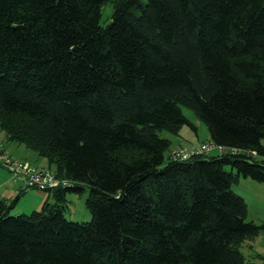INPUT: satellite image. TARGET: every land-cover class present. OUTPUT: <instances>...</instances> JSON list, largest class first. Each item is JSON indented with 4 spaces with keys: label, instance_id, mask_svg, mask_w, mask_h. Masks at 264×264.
Masks as SVG:
<instances>
[{
    "label": "trees",
    "instance_id": "16d2710c",
    "mask_svg": "<svg viewBox=\"0 0 264 264\" xmlns=\"http://www.w3.org/2000/svg\"><path fill=\"white\" fill-rule=\"evenodd\" d=\"M183 106L239 151L173 159ZM0 128L67 182L29 214L0 196V264H253L233 185L264 182V0H0Z\"/></svg>",
    "mask_w": 264,
    "mask_h": 264
},
{
    "label": "rangeland",
    "instance_id": "374dc122",
    "mask_svg": "<svg viewBox=\"0 0 264 264\" xmlns=\"http://www.w3.org/2000/svg\"><path fill=\"white\" fill-rule=\"evenodd\" d=\"M146 2L147 0H143ZM114 9V3L108 2L104 5L102 11L101 24L108 25V21L111 19V14ZM184 113L193 120L198 127L197 133L193 131L188 125H184L179 134L170 133L167 130L161 131V135L163 137H168L172 141V148L177 145L187 146V147H195L199 146L202 141L207 140L210 137L209 129L204 122H201L197 119L192 109H189L186 106H183ZM1 130V128H0ZM264 143V138H263ZM15 142V141H14ZM17 143V142H16ZM19 144V143H18ZM4 147V146H2ZM6 149V148H5ZM7 151V150H6ZM214 153V152H213ZM170 151H167V157L169 156ZM43 158V157H42ZM22 160V159H20ZM25 161V160H23ZM27 162V161H25ZM29 163V162H28ZM31 164V163H30ZM227 170L231 171V167L227 166ZM0 170H4L7 174H13L9 169L0 166ZM21 182V181H20ZM234 191L242 195L248 205V215L247 220L252 221L258 225L264 224V182L257 181L252 179L251 177L241 176L239 181L233 185ZM28 190L32 191H42L46 196L48 195V191L44 189H36V188H28ZM27 192L22 194V198L27 195ZM89 195L88 188L81 194L68 193V198L70 199L68 202V208L65 210V216L73 221L86 222L92 219V214L90 210L87 208L86 199ZM18 209H26V210H18L23 211L24 213H31L33 210L41 209L42 204L37 206H33V204H26L25 201H21L18 205ZM14 209L11 210V215H18L23 212H18ZM249 244V243H248ZM250 244L258 246L262 251H264V230L255 238L254 241H250ZM256 248L247 245L246 243L241 247L242 252L247 257V260L253 264H261L262 260L256 257ZM264 264V263H262Z\"/></svg>",
    "mask_w": 264,
    "mask_h": 264
},
{
    "label": "built area",
    "instance_id": "2783aa9c",
    "mask_svg": "<svg viewBox=\"0 0 264 264\" xmlns=\"http://www.w3.org/2000/svg\"><path fill=\"white\" fill-rule=\"evenodd\" d=\"M213 149H217L219 152H226L228 149L232 152L239 151L236 148L231 149L208 142L195 147L177 145L172 148L171 156L173 159L185 160L194 154L211 151ZM0 166L13 172L17 179L25 182L28 188H55L61 186V184L66 185L67 183L65 180H61L56 173L49 168H40L23 160L14 158L8 154L6 149L2 146H0Z\"/></svg>",
    "mask_w": 264,
    "mask_h": 264
},
{
    "label": "crops",
    "instance_id": "0c3cea01",
    "mask_svg": "<svg viewBox=\"0 0 264 264\" xmlns=\"http://www.w3.org/2000/svg\"><path fill=\"white\" fill-rule=\"evenodd\" d=\"M0 146H4L6 148L8 154L13 156L14 158L25 160L29 163H32L36 166H47V161L40 157L37 153L34 151L26 148L22 144H18L14 141H10L7 138V134L1 129L0 130ZM27 192L23 198L22 194ZM0 196L7 199L9 202L16 199L15 205L13 209L16 211L18 210H26V209H18V205L21 201H25L26 204H33L35 208L39 205H43L44 201L49 197V194L46 196L42 191H32L28 190L26 188L25 182H20L15 178L13 174H7L6 171L0 170ZM18 211V212H23ZM247 241V245H250L251 247L254 246L256 248V257L260 258L262 260L261 264L264 263V251L260 249L256 245H251L250 241ZM249 243V244H248ZM264 250V249H263Z\"/></svg>",
    "mask_w": 264,
    "mask_h": 264
}]
</instances>
